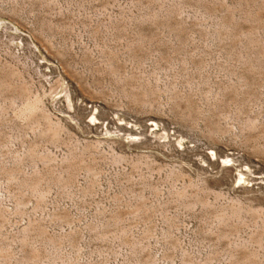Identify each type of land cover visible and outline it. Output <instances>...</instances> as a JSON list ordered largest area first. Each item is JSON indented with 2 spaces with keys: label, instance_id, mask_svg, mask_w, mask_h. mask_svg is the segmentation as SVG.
<instances>
[{
  "label": "rangeland",
  "instance_id": "rangeland-1",
  "mask_svg": "<svg viewBox=\"0 0 264 264\" xmlns=\"http://www.w3.org/2000/svg\"><path fill=\"white\" fill-rule=\"evenodd\" d=\"M0 264H264V0H0Z\"/></svg>",
  "mask_w": 264,
  "mask_h": 264
},
{
  "label": "bare ground",
  "instance_id": "bare-ground-1",
  "mask_svg": "<svg viewBox=\"0 0 264 264\" xmlns=\"http://www.w3.org/2000/svg\"><path fill=\"white\" fill-rule=\"evenodd\" d=\"M35 108V107H34Z\"/></svg>",
  "mask_w": 264,
  "mask_h": 264
}]
</instances>
